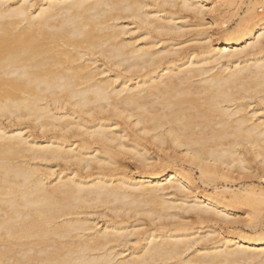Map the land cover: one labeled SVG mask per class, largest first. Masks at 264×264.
I'll return each mask as SVG.
<instances>
[{
    "label": "bare ground",
    "instance_id": "obj_1",
    "mask_svg": "<svg viewBox=\"0 0 264 264\" xmlns=\"http://www.w3.org/2000/svg\"><path fill=\"white\" fill-rule=\"evenodd\" d=\"M214 1L0 0V117L38 133L0 125V264H264V0Z\"/></svg>",
    "mask_w": 264,
    "mask_h": 264
},
{
    "label": "rangeland",
    "instance_id": "obj_2",
    "mask_svg": "<svg viewBox=\"0 0 264 264\" xmlns=\"http://www.w3.org/2000/svg\"><path fill=\"white\" fill-rule=\"evenodd\" d=\"M213 1V0H212ZM220 1H222V3L221 2H219V0H217V1H214L213 2V6L215 5L216 6V8H215V6H214V8H215V10L216 11H214V8L210 11V12H208L209 14H207V12H206V15H205V18H206V20H208V19H211V20H213V21H215L216 22V24H218V25H216V24H213L212 25V27H210V30L212 31V29L214 30V29H216V30H219L220 29V26H219V24L223 21L222 19H225V20H227V22L230 24V25H232V26H234V23H236L237 22V20H238V16L237 15H242L243 14V12L242 11H244L243 9H245V7H246V4L248 3V1L247 0H230V2H229V0H220ZM225 1V2H224ZM228 1V2H227ZM247 1V2H246ZM233 2V3H232ZM219 4V6H218V4ZM226 3V4H225ZM235 3V4H234ZM246 3V4H245ZM224 4V5H223ZM228 4V5H227ZM232 4V5H231ZM245 4V5H244ZM222 5V6H221ZM231 5V6H230ZM237 5V6H236ZM240 5H241V7H240ZM219 8H218V7ZM224 6V7H223ZM227 6V7H226ZM259 6V5H258ZM257 6V7H258ZM222 7V8H221ZM239 10H238V9ZM261 8V7H260ZM260 8H258V11L260 12V10H262V8L260 9ZM260 9V10H259ZM221 11H223V12H221ZM237 11V12H236ZM234 14H233V13ZM262 12V11H261ZM260 12V13H261ZM214 13V14H213ZM226 13V14H225ZM219 14V15H218ZM231 14H233V15H231ZM215 15V16H214ZM224 15V16H223ZM214 17H216V18H218L217 20H214L215 18ZM214 18V19H213ZM220 19V20H219ZM229 19V20H228ZM224 20V21H225ZM219 23H218V22ZM217 26V27H216ZM216 27V28H215ZM219 27V28H218ZM215 31V30H214ZM214 33V32H213ZM215 35V34H214ZM21 123H23V126H21V125H19L18 124V126H20L21 128H23V132H27V134L28 133H30L31 131V133L34 135H37L38 133H36L37 131H35V130H31L30 132H29V130L31 129V128H29V127H26V126H28V125H30V124H28V123H30L29 121H22ZM28 124V125H26V124ZM0 125L1 126H3V127H5L6 129H11L12 127L14 128V126L15 125H13V123H9V121H7L4 117H0ZM17 125L15 126V127H18ZM25 127V128H24ZM12 128V129H13ZM28 128V129H27ZM157 150V152H155V151ZM151 152L153 153V152H155L154 154H152L153 156L155 155L156 156V154L157 153H159V154H157V155H160V157H163V155H165L166 154V152H162V151H158V149H156V148H153L152 150H151ZM178 155V154H177ZM125 159H127V158H125ZM132 160L131 159H127L126 161L124 160L123 162H124V164L125 165H127L128 166V168L129 169H133V166H134V163L135 162H131ZM132 163V164H131ZM187 167L188 166H186V169H187ZM53 169H57L58 167H52ZM191 177H192V181H193V184L195 183V185L198 187V188H196V189H198V190H194L195 192H198V193H201V191H199V190H201L202 189V191L203 190H205V189H207V192L209 193V192H211V188H208L207 186H204L203 184H202V180H200L199 179V171H197V169H195V168H193L191 171ZM262 174V173H261ZM232 176V177H231ZM244 175L242 174V173H240L239 171H235V172H233L231 175H228V177H226L225 178V180L224 179H222V180H220V179H216V181L217 182H222V183H224V182H226V183H229V184H233L234 186H232V188L233 189H235V188H237L238 186H239V184L240 183H242L243 181H244ZM226 179H227V181H226ZM251 180H253L256 184H258V182H259V184H261V185H263L264 186V177L262 178V179H258L257 178V176H252L251 178H250ZM231 182V183H230ZM261 182V183H260ZM205 187H207V188H205ZM241 207H239V208H236V209H232L231 211H230V215L232 214L235 218H238L239 219V222H237V224H234V225H232V227H231V225H225V227H224V224H218L219 225V227L216 225H213V224H211V223H203V224H201V227L200 228H203L202 230H200V231H204L205 230V228L206 227H202V226H212V227H215V230L217 231V229H218V232H222V233H226L227 231H232V232H235V231H237L238 229L239 230H244V231H248V230H245L244 229V227H243V222H240L241 220H243V218H244V214H243V211H242V208L240 209ZM233 213H235V214H233ZM239 214V215H238ZM188 215V214H187ZM231 215V216H232ZM189 217H187V219H191L190 221L192 222V217L190 218V215H188ZM232 216V217H233ZM233 217V218H234ZM240 218H242V219H240ZM246 218V217H245ZM96 221H97V223H98V226L100 227L101 226V224H102V222L104 221V218H102V217H99V218H97L96 219ZM238 221V220H237ZM223 228H222V227ZM198 227H199V225H198ZM236 228V229H235ZM227 230V231H226ZM214 235H216V233L214 234Z\"/></svg>",
    "mask_w": 264,
    "mask_h": 264
}]
</instances>
